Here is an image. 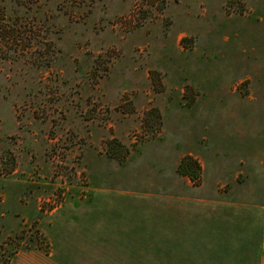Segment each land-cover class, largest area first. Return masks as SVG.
<instances>
[{
    "label": "rangeland",
    "instance_id": "374dc122",
    "mask_svg": "<svg viewBox=\"0 0 264 264\" xmlns=\"http://www.w3.org/2000/svg\"><path fill=\"white\" fill-rule=\"evenodd\" d=\"M0 7V264L264 262V0Z\"/></svg>",
    "mask_w": 264,
    "mask_h": 264
},
{
    "label": "trees",
    "instance_id": "16d2710c",
    "mask_svg": "<svg viewBox=\"0 0 264 264\" xmlns=\"http://www.w3.org/2000/svg\"><path fill=\"white\" fill-rule=\"evenodd\" d=\"M31 38V37H30ZM27 35V31L21 29V27H17L11 25L8 20H6L4 8L0 7V53L2 56H10L13 53L19 54L24 51L29 52L30 45H25L23 47L18 48V42H22L24 40H29ZM187 167L194 168L196 174H193L187 170ZM179 170L186 175H189L192 178H199L201 165L199 161H197L192 156H186L183 158Z\"/></svg>",
    "mask_w": 264,
    "mask_h": 264
},
{
    "label": "crops",
    "instance_id": "0c3cea01",
    "mask_svg": "<svg viewBox=\"0 0 264 264\" xmlns=\"http://www.w3.org/2000/svg\"><path fill=\"white\" fill-rule=\"evenodd\" d=\"M262 264H264V262L262 261Z\"/></svg>",
    "mask_w": 264,
    "mask_h": 264
}]
</instances>
